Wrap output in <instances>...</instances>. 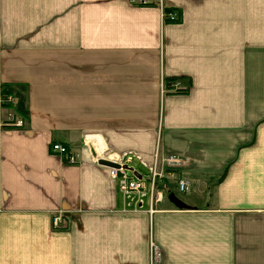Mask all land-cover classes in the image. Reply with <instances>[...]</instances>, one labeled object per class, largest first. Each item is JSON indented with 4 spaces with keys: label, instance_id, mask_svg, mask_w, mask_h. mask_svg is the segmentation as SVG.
<instances>
[{
    "label": "crops",
    "instance_id": "crops-1",
    "mask_svg": "<svg viewBox=\"0 0 264 264\" xmlns=\"http://www.w3.org/2000/svg\"><path fill=\"white\" fill-rule=\"evenodd\" d=\"M148 1L0 0V264H264V0ZM128 151L186 207L129 203Z\"/></svg>",
    "mask_w": 264,
    "mask_h": 264
},
{
    "label": "built area",
    "instance_id": "built-area-1",
    "mask_svg": "<svg viewBox=\"0 0 264 264\" xmlns=\"http://www.w3.org/2000/svg\"><path fill=\"white\" fill-rule=\"evenodd\" d=\"M134 4H146L148 0H131ZM165 17L171 20H176L178 18L177 12L175 10H170L165 12ZM178 87L177 82H172V86L170 89L176 90ZM3 100L10 102L12 100V95H6ZM24 123L23 117H15L16 126H22ZM53 148L66 154L67 161L69 162H77L76 155L68 152V146L61 142H55L53 144ZM159 153L156 154V158L153 162H148L143 158V156L137 152L128 151L124 152L121 156H119L116 161L120 163V167H109L110 175L113 178H120V190L122 191L125 199L129 200V203H133L135 208L142 207L144 202V197L147 194V190H151V192H156L154 201H157L161 198L162 191L160 189L161 180L166 178H173V181H176L179 184L180 190L187 189V182L182 178H178L174 172L175 169L182 163V160L175 156H167L166 158L160 160ZM141 162L146 169L148 170L147 175L145 176L139 169L135 167V160ZM124 164H128L129 166H133L135 170H137L141 174V177L137 176L133 170L126 169L123 167ZM166 177V178H165ZM148 181L151 184V187L148 186ZM163 182V181H162ZM163 186L166 187L168 192L171 190L167 181H164ZM172 191V190H171ZM153 210V208L151 209ZM52 225L53 227L59 226L61 222V216L57 213L52 216ZM161 248L157 245L154 240H151L150 243V264H156L161 259Z\"/></svg>",
    "mask_w": 264,
    "mask_h": 264
},
{
    "label": "rangeland",
    "instance_id": "rangeland-1",
    "mask_svg": "<svg viewBox=\"0 0 264 264\" xmlns=\"http://www.w3.org/2000/svg\"><path fill=\"white\" fill-rule=\"evenodd\" d=\"M134 164H135V167H136L137 169H139L142 173L145 174V176L147 175L148 170L146 169V167H145L141 162H139V161L136 159L135 162H134ZM165 178H166V177H165ZM171 180H173V178L169 177V178H166V179L161 180V183H159V184H160V189H161V191L163 192V197H164V199L169 200V198L167 197V195H168V190L166 189L165 186H163L164 181H167V182H168L170 189L174 191V193H175V195H176L177 197H179V198H181V199H185V198H186V195L188 194V190H183V191L180 190V188H179V184H178L176 181H172V183L170 184V181H171ZM162 181H163V182H162ZM148 186H149V188L151 187V184H150L149 181H148ZM146 200H147V198H146Z\"/></svg>",
    "mask_w": 264,
    "mask_h": 264
},
{
    "label": "water",
    "instance_id": "water-1",
    "mask_svg": "<svg viewBox=\"0 0 264 264\" xmlns=\"http://www.w3.org/2000/svg\"><path fill=\"white\" fill-rule=\"evenodd\" d=\"M100 163L108 166V167H120V163L116 160H111L105 157L99 158ZM124 168L126 169H130L133 170L134 173L141 177V174H138L139 172L137 170H135V168L133 166H129L128 164H124L123 165ZM167 197L169 198L170 201H172L176 206L180 207V208H185L186 205L184 204V202L175 195L174 191H169Z\"/></svg>",
    "mask_w": 264,
    "mask_h": 264
},
{
    "label": "trees",
    "instance_id": "trees-1",
    "mask_svg": "<svg viewBox=\"0 0 264 264\" xmlns=\"http://www.w3.org/2000/svg\"><path fill=\"white\" fill-rule=\"evenodd\" d=\"M175 80V78H169L168 80H167V84H171V82L172 81H174ZM8 94H11V92H10V90H7L6 88L4 89V91H3V98H5L6 97V95H8ZM3 103L4 104H6V103H8L7 101H5V100H3ZM9 104V103H8ZM20 115H21V117H23V118H26V116H27V114H25V113H22V112H20Z\"/></svg>",
    "mask_w": 264,
    "mask_h": 264
},
{
    "label": "bare ground",
    "instance_id": "bare-ground-1",
    "mask_svg": "<svg viewBox=\"0 0 264 264\" xmlns=\"http://www.w3.org/2000/svg\"><path fill=\"white\" fill-rule=\"evenodd\" d=\"M163 200V199H162ZM158 205V204H157ZM157 207V206H156ZM157 209V208H156Z\"/></svg>",
    "mask_w": 264,
    "mask_h": 264
}]
</instances>
